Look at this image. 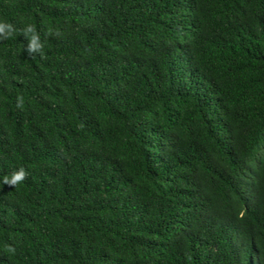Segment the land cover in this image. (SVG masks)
I'll return each mask as SVG.
<instances>
[{"label": "trees", "instance_id": "trees-1", "mask_svg": "<svg viewBox=\"0 0 264 264\" xmlns=\"http://www.w3.org/2000/svg\"><path fill=\"white\" fill-rule=\"evenodd\" d=\"M0 20V264H264V0H0Z\"/></svg>", "mask_w": 264, "mask_h": 264}, {"label": "clouds", "instance_id": "clouds-1", "mask_svg": "<svg viewBox=\"0 0 264 264\" xmlns=\"http://www.w3.org/2000/svg\"><path fill=\"white\" fill-rule=\"evenodd\" d=\"M17 29L15 26L7 22L5 20H0V41L8 40L10 39L14 34L17 33ZM19 34H22L27 42V45L24 47V51H26L27 55L29 57H33L36 54H40L41 56L44 55L43 48L44 44L41 41V37L39 32L37 31V28L34 24H27L25 27L19 30ZM49 35H56L59 36V32L55 33H49ZM22 103V98H18ZM28 177V172L25 170V168L20 167L19 169H15L11 172L10 175H5L3 177V184L8 185L10 187H15L16 185L22 183L24 180H26ZM239 216L242 215L243 211L242 209L239 210ZM235 244H240L241 241L238 237H236V240H234ZM7 251L10 253L15 252V248L12 246H8Z\"/></svg>", "mask_w": 264, "mask_h": 264}]
</instances>
